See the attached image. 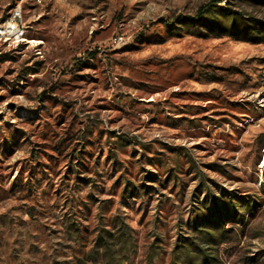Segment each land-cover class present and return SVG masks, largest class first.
Returning <instances> with one entry per match:
<instances>
[{
  "label": "rangeland",
  "instance_id": "obj_1",
  "mask_svg": "<svg viewBox=\"0 0 264 264\" xmlns=\"http://www.w3.org/2000/svg\"><path fill=\"white\" fill-rule=\"evenodd\" d=\"M207 1L0 0V264H169L227 194L222 264H264V42L176 23Z\"/></svg>",
  "mask_w": 264,
  "mask_h": 264
},
{
  "label": "trees",
  "instance_id": "obj_2",
  "mask_svg": "<svg viewBox=\"0 0 264 264\" xmlns=\"http://www.w3.org/2000/svg\"><path fill=\"white\" fill-rule=\"evenodd\" d=\"M223 1L227 3L230 0H209L198 6L192 16H178L176 23L185 27L198 26L206 35L264 42V18L245 16L222 6ZM173 28L181 30V26L173 25ZM258 205L254 198L227 194L213 209L205 205L197 208L188 222L189 234L173 248L169 264H222L219 247L229 242L235 226L243 225L245 216L252 214Z\"/></svg>",
  "mask_w": 264,
  "mask_h": 264
},
{
  "label": "built area",
  "instance_id": "obj_3",
  "mask_svg": "<svg viewBox=\"0 0 264 264\" xmlns=\"http://www.w3.org/2000/svg\"><path fill=\"white\" fill-rule=\"evenodd\" d=\"M20 11L19 10H14L10 15H9V25H7L6 28L0 29V32H6L9 33V41L15 43L18 40H20V34L24 33V29L21 26L20 23ZM2 41V40H0ZM6 42V41H4Z\"/></svg>",
  "mask_w": 264,
  "mask_h": 264
},
{
  "label": "bare ground",
  "instance_id": "obj_4",
  "mask_svg": "<svg viewBox=\"0 0 264 264\" xmlns=\"http://www.w3.org/2000/svg\"><path fill=\"white\" fill-rule=\"evenodd\" d=\"M0 29H2V28H0ZM0 33H2V34H6L5 32H0Z\"/></svg>",
  "mask_w": 264,
  "mask_h": 264
}]
</instances>
